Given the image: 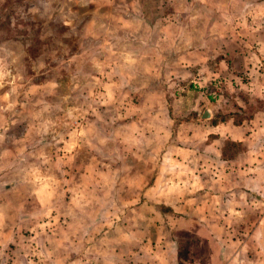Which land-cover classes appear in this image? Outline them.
<instances>
[{
    "label": "rangeland",
    "instance_id": "1",
    "mask_svg": "<svg viewBox=\"0 0 264 264\" xmlns=\"http://www.w3.org/2000/svg\"><path fill=\"white\" fill-rule=\"evenodd\" d=\"M262 1L0 0V264H149L208 239L183 214L185 135L264 109ZM251 202L224 264H264Z\"/></svg>",
    "mask_w": 264,
    "mask_h": 264
},
{
    "label": "crops",
    "instance_id": "2",
    "mask_svg": "<svg viewBox=\"0 0 264 264\" xmlns=\"http://www.w3.org/2000/svg\"><path fill=\"white\" fill-rule=\"evenodd\" d=\"M258 7L264 8V1ZM253 85L257 90L261 88L260 82ZM210 119L200 125L191 124L192 128H199L198 133L185 135L192 143L196 139L200 143V149L197 146L195 151L185 150L187 159L182 164L186 170L191 171L186 173L188 179L184 181L188 186L185 194L181 195L187 201V207L183 208L184 216L189 217L192 223L198 222L197 225L193 223L192 229L187 230L188 233L193 236V233L204 232L210 236L208 239L199 237L198 242L195 238L185 242V251L176 241L174 248L173 240L169 239L167 247L150 251L149 264H224V241L221 237L223 232L230 231L225 221L233 217L232 213L241 215L244 210L251 209L252 200L257 205L264 202V194H259L264 192V109L237 124L233 118L220 123H211ZM228 141L237 150L232 159H223V147ZM194 188L201 191L193 194L197 191ZM166 198L162 196V203L167 201ZM177 199L178 196L171 201L176 202ZM243 202L247 208L241 206ZM176 210L182 208H173V211ZM252 215L257 222L250 226L252 232H264V225H261L264 222V210H252ZM221 218H224L222 222ZM143 248L145 249V245ZM231 263L234 264L235 261L232 260Z\"/></svg>",
    "mask_w": 264,
    "mask_h": 264
},
{
    "label": "trees",
    "instance_id": "3",
    "mask_svg": "<svg viewBox=\"0 0 264 264\" xmlns=\"http://www.w3.org/2000/svg\"><path fill=\"white\" fill-rule=\"evenodd\" d=\"M226 119H227L226 117H221L220 121L223 122V121H225ZM237 123H239V122H236V124H237ZM226 143H228V144H232V142H229V141L226 142ZM226 143H225V144H226ZM232 145H233V144H232ZM222 157H223V159H225V158H226V159H232V158H233V156H232V157H227V156H225L224 151H222Z\"/></svg>",
    "mask_w": 264,
    "mask_h": 264
}]
</instances>
